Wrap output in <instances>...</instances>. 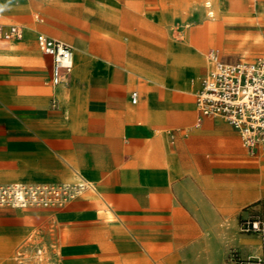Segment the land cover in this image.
I'll use <instances>...</instances> for the list:
<instances>
[{
	"label": "crops",
	"instance_id": "0c3cea01",
	"mask_svg": "<svg viewBox=\"0 0 264 264\" xmlns=\"http://www.w3.org/2000/svg\"><path fill=\"white\" fill-rule=\"evenodd\" d=\"M119 1L84 46L43 24L61 1L0 0V24L25 28L0 42V184H94L61 207L0 206V264H235L219 221L256 199L254 157L193 101L216 50L199 82L194 62L155 63L143 40L156 19L129 17L141 1ZM206 24L194 35L204 42ZM39 33L71 45L64 82L51 83Z\"/></svg>",
	"mask_w": 264,
	"mask_h": 264
},
{
	"label": "rangeland",
	"instance_id": "374dc122",
	"mask_svg": "<svg viewBox=\"0 0 264 264\" xmlns=\"http://www.w3.org/2000/svg\"><path fill=\"white\" fill-rule=\"evenodd\" d=\"M54 1H61L62 5L50 9L53 18L40 13L43 24L55 29L68 42L84 46L94 41L90 34L99 28L93 19H101V16L106 19L113 12L118 16L113 6H122L119 0ZM138 1L142 3L141 12L130 9L127 15L156 19V35L143 40V44L151 47L149 56L157 64L175 67L194 62L199 82L204 69V53L209 48H214L225 61H251L264 57V0ZM34 12L36 10L30 11L31 16ZM204 24V29L209 28L206 42L194 37L196 30ZM12 41L14 39L6 42ZM195 96L196 92L193 101ZM251 152L254 157L256 199L240 206L234 215L223 216L219 221L224 228L232 230L225 234L227 240L237 241V248H231L228 254V259L235 264L264 257V149L258 146ZM235 173L241 181L247 171L240 166ZM241 187L243 184L239 182V194L242 193ZM253 223H256V228H253Z\"/></svg>",
	"mask_w": 264,
	"mask_h": 264
},
{
	"label": "built area",
	"instance_id": "2783aa9c",
	"mask_svg": "<svg viewBox=\"0 0 264 264\" xmlns=\"http://www.w3.org/2000/svg\"><path fill=\"white\" fill-rule=\"evenodd\" d=\"M24 31L20 24H0V40L21 38ZM36 43L41 52L51 57V83L64 82L73 65L71 45L41 33L37 34ZM206 58L209 68L196 94L197 109L203 115L229 122L250 151L258 146L264 149V57L229 63L210 50ZM130 97L134 103L137 92L132 91ZM88 190H94V184L83 178L61 183L0 184V206L61 207ZM252 226L257 227L256 223ZM239 264H264V257L253 262L239 261Z\"/></svg>",
	"mask_w": 264,
	"mask_h": 264
}]
</instances>
